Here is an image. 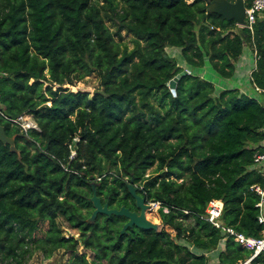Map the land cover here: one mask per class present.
Segmentation results:
<instances>
[{"label": "trees", "instance_id": "1", "mask_svg": "<svg viewBox=\"0 0 264 264\" xmlns=\"http://www.w3.org/2000/svg\"><path fill=\"white\" fill-rule=\"evenodd\" d=\"M211 1L0 0V125L20 152L0 142V264H27L38 252L49 260L61 250L68 264L252 258L201 217L221 201L222 227L263 238L264 201L251 188L264 186L253 169L264 140V94L255 91H264V19L236 34L235 22L209 13ZM123 32L131 51L118 41ZM246 47L257 59L250 93L202 74L209 66L225 82L235 79ZM185 70L174 94L168 85ZM94 75L104 95L63 88ZM24 114L40 131L10 122ZM132 179L168 209L160 231L121 234L127 220L116 216L88 221L92 184L119 209L133 201ZM60 219L78 239L63 234ZM249 264H264V253Z\"/></svg>", "mask_w": 264, "mask_h": 264}, {"label": "water", "instance_id": "2", "mask_svg": "<svg viewBox=\"0 0 264 264\" xmlns=\"http://www.w3.org/2000/svg\"><path fill=\"white\" fill-rule=\"evenodd\" d=\"M209 13L216 14L223 17L226 21L235 22L236 26L242 27L236 29V34L242 33L243 28L246 27V4L245 0H212L209 4ZM188 71H183L181 74L176 76L170 83L169 88L175 94L178 81L181 77L187 75ZM96 94L104 95V91H94L93 96ZM0 142L10 147L12 153L20 154L16 148L15 137H8L5 128L0 125ZM93 193L90 198V202L94 207V211L89 218V222L95 223L98 215H106L107 217H122L128 220L123 226L121 234H125L128 229L138 228L141 230H159V224L149 220L146 215V211L149 210V206H144L145 198L137 194L138 190L134 186V179L128 184L129 193L132 198L136 201V206L140 209V214L131 212L125 206L120 209H113L109 207V203L103 204L102 199L98 196L96 190V183L92 184Z\"/></svg>", "mask_w": 264, "mask_h": 264}, {"label": "built area", "instance_id": "3", "mask_svg": "<svg viewBox=\"0 0 264 264\" xmlns=\"http://www.w3.org/2000/svg\"><path fill=\"white\" fill-rule=\"evenodd\" d=\"M261 19H264V0H254L251 7L249 8L246 7L245 20L247 22V25L244 28H248L252 30L256 22ZM237 28H242V27L238 26ZM254 57H255V62H254L255 66L253 67V71L256 69V60H257L256 54L254 55ZM255 91L258 94H264V91H262L259 88H256ZM10 122L18 126L21 129V131L26 134L32 130L40 131V128L34 121L33 117L28 114H24L14 120L10 119ZM75 155L76 153L73 152L71 158H74ZM253 169L261 175L264 185V140L262 141L260 148L257 150V152L254 155ZM140 188L142 189V187ZM251 190L258 193L261 196L262 202L264 201V186L255 185L251 188ZM262 202L258 205V207L260 208L262 207ZM161 210H163V212L165 213H168V209L164 208L162 203L156 201L149 202V212L160 213ZM185 213L188 214V212ZM222 213H223V203L221 201L213 200L209 202L206 208L205 215L201 218L211 223L216 229H222L224 232L234 237L235 242H237L240 246H242L246 250L252 251L253 255L251 259L257 257L261 253H264V232H263V238L258 239L253 237H246L245 235L236 232L232 228H224L222 227V224L220 222ZM258 219L261 224H264V216L262 214L258 217ZM251 259L242 264H249Z\"/></svg>", "mask_w": 264, "mask_h": 264}, {"label": "rangeland", "instance_id": "4", "mask_svg": "<svg viewBox=\"0 0 264 264\" xmlns=\"http://www.w3.org/2000/svg\"><path fill=\"white\" fill-rule=\"evenodd\" d=\"M123 39L122 40H118L119 42H121L123 45H126L128 47V49L131 51L134 48V44L132 43V36L127 34L126 32L122 33ZM249 48H246L244 50V56L248 55ZM178 53V51H175L174 49H168L167 53L171 54L174 56L175 53ZM176 55V54H175ZM248 61H252L250 63V65L247 66L246 70H243V65L240 66V71L239 73L236 75L239 77L240 82L245 78L244 82L247 81L248 79V74H246V71L248 70H252V68L255 66L254 61L252 60V58H248ZM202 74H204L205 78L207 80L212 81L214 84L218 85L221 84L224 85V83H222L224 80H222L215 72L211 71L209 66H207L203 71ZM235 80V79H233ZM233 80H227V83L229 82H233ZM237 80V79H236ZM225 82V81H224ZM99 78L97 76H91V77H87L85 78V80L83 82L77 83L76 86H70V85H65L63 86V88H67L69 90H71L72 92H88L90 93L91 96H93V92L98 90L99 88ZM236 83V82H235ZM247 86H249V84H247ZM237 88V86L235 87ZM248 93H250L248 91ZM252 96H256L255 94H251ZM257 97L259 99H261V97H259L257 95ZM152 173V170H149L147 172V177L150 176ZM147 218L151 221H153L154 223L159 224V231L162 229V224H161V219H160V213H153V212H148ZM58 223L60 224L63 234H65L67 237H74L76 239H78L79 234L77 233V231L72 230L71 228L68 227V225L62 221L61 219L58 220ZM80 253H86L88 256V261L91 262L93 259V254L91 252L88 251H84V249L80 246L79 248ZM70 255L67 252H64V250H61L59 252H57L51 259L46 260L44 259V256L42 255V253L38 252L35 253L33 255V257H31L28 261L27 264H68V259H69Z\"/></svg>", "mask_w": 264, "mask_h": 264}, {"label": "crops", "instance_id": "5", "mask_svg": "<svg viewBox=\"0 0 264 264\" xmlns=\"http://www.w3.org/2000/svg\"><path fill=\"white\" fill-rule=\"evenodd\" d=\"M246 48H249V51L247 52L248 53V55L247 56H244V53H243V56L240 58V61H239V64H238V68H237V74L239 73V71H240V66H242L243 65V70H241V71H244V70H246V68H247V66L248 65H250V63L252 62H250V61H248V58H252V60L255 62V57H254V55H255V53H254V51H253V48H251V47H246ZM245 48V49H246ZM253 71V68H252V70L250 71V70H248V71H246V74H248L249 76H248V79H247V81L246 82H244V80H245V78L240 82V79H239V77L238 76H236L235 75V80H233V82H229V83H227V82H224V85H222L223 87H232V88H235L236 86H237V88L238 89H240V91L242 92V93H246V92H248V91H250V86H247V84H249V80H250V74H251V72ZM237 79V80H236ZM236 82V83H235Z\"/></svg>", "mask_w": 264, "mask_h": 264}, {"label": "flooded vegetation", "instance_id": "6", "mask_svg": "<svg viewBox=\"0 0 264 264\" xmlns=\"http://www.w3.org/2000/svg\"><path fill=\"white\" fill-rule=\"evenodd\" d=\"M135 186V185H134ZM136 187V186H135ZM137 188V190H138V192H137V194L139 195V196H141V197H143L141 194H140V190H139V188L138 187H136ZM132 197V196H131ZM101 198V197H100ZM145 198V197H144ZM102 199V198H101ZM133 199V198H132ZM102 202H103V200H102ZM129 203H130V207H126V208H128L131 212H136V213H138V214H140V209H138L137 208V206H136V201L133 199V201H129ZM133 203H134V205H133ZM104 204V203H103ZM144 206H149V201L145 198V202H144ZM114 209V208H113ZM120 209V208H119ZM148 212H149V210H147L146 211V215H148ZM127 220V219H126ZM128 222V220L126 221V223Z\"/></svg>", "mask_w": 264, "mask_h": 264}]
</instances>
